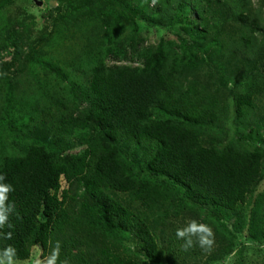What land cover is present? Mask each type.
I'll return each instance as SVG.
<instances>
[{
  "label": "trees",
  "instance_id": "trees-1",
  "mask_svg": "<svg viewBox=\"0 0 264 264\" xmlns=\"http://www.w3.org/2000/svg\"><path fill=\"white\" fill-rule=\"evenodd\" d=\"M15 1L1 0L0 11ZM112 1L117 9L95 19L89 36L96 48L87 52L86 64L65 63L75 73L90 66L87 92L76 95V108L57 113L54 104L35 107L38 115H56L52 136L0 158V174L15 188L9 202L19 213L9 218L14 228L0 230L13 233L12 239L0 237V250L11 245L16 261H25L36 246L43 257L60 241V260L67 258L69 264H166L158 223L178 215L181 195L235 218L239 235L263 238L256 219L263 205L259 200L253 210L247 206L264 178V138L254 137L251 126L254 101L264 95V25L255 24L259 35L228 42L209 41L206 26L188 29L189 45L208 40L206 52L227 70L216 85L237 89L238 128L219 147L228 138L230 106L216 85L197 80L199 65L207 62H198L199 49L178 46L171 61V43L145 45L137 25L118 35L121 22L135 19L136 5ZM15 44L19 58L24 48ZM77 81L80 76L70 89H82ZM250 141L254 150L244 144ZM115 194L126 195L131 207ZM131 241L139 244L144 258L127 254ZM169 264L176 262L170 258Z\"/></svg>",
  "mask_w": 264,
  "mask_h": 264
},
{
  "label": "rangeland",
  "instance_id": "rangeland-1",
  "mask_svg": "<svg viewBox=\"0 0 264 264\" xmlns=\"http://www.w3.org/2000/svg\"><path fill=\"white\" fill-rule=\"evenodd\" d=\"M133 1L137 11L133 17L135 19L121 22L118 35L122 30L130 33L133 26L137 25L145 45L171 43L168 45L172 51L171 61L173 56H176L178 46L190 48L191 51L199 49L198 62L202 63L203 60L207 62L203 65L198 64L195 76L199 75L197 80L210 86L216 85L217 79L224 76L227 70L222 71L220 66L214 63L216 57L213 53L206 52L209 41L228 42L245 34L259 35L255 24L264 25V18L261 19V12L264 11L263 0H158L154 6L152 0ZM115 8L112 0H16L0 11L1 159L17 155L18 151L26 148L34 140H48L52 136L51 126L57 120L56 115L54 117L38 115L34 111L35 107L43 105L44 102L47 106L54 104L57 113H71L76 108L78 104L76 95L87 92L90 66L87 63L88 66H85L87 71L79 68L75 73L70 64L65 63L79 64L88 60L85 57L87 52L96 48V45L94 48L90 45L93 39L89 36L91 30L96 28L95 19L108 17L117 9ZM120 10L124 9H118ZM244 15L248 20L243 19ZM188 21L191 24H188ZM99 25L101 27L102 22ZM205 26L208 34L204 37L209 41L194 40L189 45L191 40L188 29L202 31ZM99 32L100 29L95 32L97 37ZM15 43L24 48L19 58L15 57L17 46H12L16 45ZM5 46L9 48L5 49ZM58 73L64 75L66 80L62 81L57 77ZM75 76H80L77 85L82 89H70ZM184 81L189 82L188 78ZM214 89H218L220 98L230 106V117L226 124L228 138L224 144L219 145L223 147L235 136L238 128L235 98L237 89L231 84L227 89L218 85ZM52 99L54 103L51 102ZM254 102L255 115L251 119V126L256 133L253 136L257 139L258 136L264 138V95L256 97ZM242 128L250 132V128L245 126ZM244 144L254 150L251 141ZM79 151L80 148L76 152ZM65 186L66 183L63 181V188ZM115 195L121 202L131 207L126 195ZM262 195L264 178L255 193V200L250 203L251 206L250 204L247 206L249 210H253L256 202L261 201L263 212L256 214L257 228L261 233L264 232ZM185 199L186 197L181 195L177 202L179 209L177 216L158 223L160 228L157 237L166 264H169L170 258L176 264H264V237L251 241L246 238L245 232L244 236L235 232V218L216 212L211 206L195 204ZM191 219H196L212 229L213 244L209 250L205 251L199 246L188 251L181 248L182 241L177 240L175 231L178 227L185 226ZM226 227H229V232ZM231 245L233 248L227 251L229 254L226 255L225 249ZM128 247V255L136 259L144 258L136 241H131ZM38 253L41 256L42 249L35 247L31 258ZM17 264H30V260L17 261Z\"/></svg>",
  "mask_w": 264,
  "mask_h": 264
},
{
  "label": "clouds",
  "instance_id": "clouds-1",
  "mask_svg": "<svg viewBox=\"0 0 264 264\" xmlns=\"http://www.w3.org/2000/svg\"><path fill=\"white\" fill-rule=\"evenodd\" d=\"M157 2L158 0H152L153 6ZM6 180V175L0 174V230H3L5 227L8 229L14 228V224L9 222V218L13 214L19 218L15 203L9 202L10 196L15 191V188L11 183H7ZM175 235L178 241H182L180 246L184 251H188L196 246L207 251L213 244L212 229L208 225L198 222L196 219H191L185 226L178 227ZM0 237L12 239L13 233L11 231H0ZM60 254L61 242L56 241L47 255L41 257L38 253L28 260H30V264H69L67 258L60 260ZM0 264H17L16 250L13 246L9 245L0 250Z\"/></svg>",
  "mask_w": 264,
  "mask_h": 264
}]
</instances>
